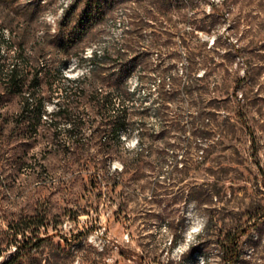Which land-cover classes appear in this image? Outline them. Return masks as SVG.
I'll return each instance as SVG.
<instances>
[{"label":"rangeland","instance_id":"obj_1","mask_svg":"<svg viewBox=\"0 0 264 264\" xmlns=\"http://www.w3.org/2000/svg\"><path fill=\"white\" fill-rule=\"evenodd\" d=\"M16 1L21 14L0 7L3 32L8 38L9 27L26 31L29 44L46 25L54 31L74 2ZM131 10L138 26L129 23ZM129 30L136 50L152 49L149 63L128 79L132 98L113 97L111 110L125 108L132 119L100 183L57 155L52 139L22 147L15 129L21 98L3 95L0 85V262L15 251L24 264H225L229 238L252 225L238 243L236 264H264V0H132L97 31L88 52L120 49ZM191 52L200 65L194 74ZM2 54L11 64L13 49L7 45ZM58 60L72 79L88 68L76 57ZM203 107L207 138L193 136L187 124ZM46 110L49 119L53 104ZM93 133L84 131L86 159L102 160L109 135ZM15 225L32 226L26 239L45 241L18 250L25 238L13 237Z\"/></svg>","mask_w":264,"mask_h":264},{"label":"trees","instance_id":"obj_2","mask_svg":"<svg viewBox=\"0 0 264 264\" xmlns=\"http://www.w3.org/2000/svg\"><path fill=\"white\" fill-rule=\"evenodd\" d=\"M131 1L74 0L73 4L65 9V15L58 21L57 28L53 31L51 26L46 25L42 37L34 38L31 44L26 31L18 33L9 27L10 37L7 38L3 32L6 19L0 20V85L3 95L21 98V110L15 119V129L23 141L22 147H27L30 142H36L41 137L52 139L57 142L54 151L57 155L67 158L73 166L78 165L88 170L96 178L97 183L102 182L100 171L107 172L105 160L110 159L116 152L117 144L122 143L121 130L132 119L125 108L121 111L111 110L116 107L113 97L117 96L124 101L132 98L134 90L129 87L128 79L139 68L149 63V50L151 51L152 48L147 50L148 53L136 50L134 32L129 30L124 33L123 47L118 50H113L111 47L103 50L94 48L89 53L87 49L97 39V31L105 27L116 10L125 8ZM41 2L42 0L37 4L40 5ZM15 5H17L16 0H0V7H16V11L19 12L21 8ZM77 8H81L79 14L75 13ZM211 8L217 11L215 4H212ZM131 13L129 23L138 26L135 12L131 10ZM19 17L26 23L31 21L26 16ZM36 19L39 21L40 16ZM218 41L219 38L215 39L213 46L218 44ZM7 45L8 49L14 51L11 64L2 54L3 48ZM59 57L61 59L76 57L88 68L77 78H69L62 72L66 64L65 62L62 64L58 60ZM194 57L191 52L190 67L193 70L191 74H194L200 66L194 62ZM204 64L209 67L208 62ZM208 71L204 72L203 77L208 75ZM63 81L67 83L62 84ZM98 85H102V89H99ZM173 91L176 92L178 89L175 88ZM159 92L163 100L168 95L164 86ZM49 104H53L54 110L49 114L51 118L44 119ZM165 105L163 104V108ZM205 109L203 107L187 122L193 136L200 135L207 138L210 135L205 124L208 120ZM162 113L165 115V112ZM45 124L46 127H43ZM175 124L181 128L182 121L176 120ZM61 125L67 127L62 129ZM87 129H94L93 134L108 133L110 144L102 148L104 159H86L90 146L84 138V131ZM23 152L22 154H26L25 150ZM76 157L82 158L79 164ZM141 160L142 154H137L135 162L140 163ZM121 163L122 172H127L130 169L129 164L126 161ZM103 183L105 186L108 185V180H103ZM120 185L116 182L112 186ZM189 201L198 203L199 200L191 197ZM212 223V218L209 217L205 232L210 230ZM29 225L10 226L13 237L25 238L17 248L24 252L40 248L45 241L44 238L39 237L35 240L26 239V232L32 227ZM251 226L239 230L229 238L224 254L225 264H236L239 261L241 254L238 243L249 233ZM16 254L5 264H24V256L17 258ZM121 255L125 256V253L122 251Z\"/></svg>","mask_w":264,"mask_h":264},{"label":"water","instance_id":"obj_3","mask_svg":"<svg viewBox=\"0 0 264 264\" xmlns=\"http://www.w3.org/2000/svg\"><path fill=\"white\" fill-rule=\"evenodd\" d=\"M14 254H15V251H10V252L6 255V257L0 262V264H5L7 261H9L10 259H12L13 256H14Z\"/></svg>","mask_w":264,"mask_h":264}]
</instances>
